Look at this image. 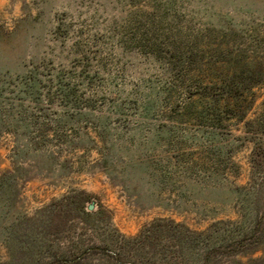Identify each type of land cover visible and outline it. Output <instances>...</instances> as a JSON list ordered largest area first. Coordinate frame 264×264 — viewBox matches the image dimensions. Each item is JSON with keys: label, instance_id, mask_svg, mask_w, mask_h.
Here are the masks:
<instances>
[{"label": "rangeland", "instance_id": "rangeland-1", "mask_svg": "<svg viewBox=\"0 0 264 264\" xmlns=\"http://www.w3.org/2000/svg\"><path fill=\"white\" fill-rule=\"evenodd\" d=\"M233 72L254 92L252 132L202 120L208 86ZM253 141L264 144V0H0V264L113 229L132 237L156 217L248 231L242 203L264 192ZM72 189L110 219L46 232L40 208Z\"/></svg>", "mask_w": 264, "mask_h": 264}, {"label": "trees", "instance_id": "trees-1", "mask_svg": "<svg viewBox=\"0 0 264 264\" xmlns=\"http://www.w3.org/2000/svg\"><path fill=\"white\" fill-rule=\"evenodd\" d=\"M235 75L234 72L225 75L210 88L208 86L212 93L210 99H205L202 120L223 126L226 119L235 118L244 121L246 132H252V120L245 118L251 108L254 92L248 83L244 87L236 85ZM198 94L203 100L207 96L204 91ZM252 144L248 156L250 171L259 175L260 181L264 182V144L262 141H253ZM90 197L83 190L72 189L40 208L45 212L44 230L50 233L58 231L71 218L85 223L108 221L111 212L101 204H97L95 209H86ZM246 198L242 203L243 208L251 205L255 215L249 230L238 235L229 230L223 233L216 230L215 233L194 231L183 222L156 217L132 237H124L113 229L117 237L114 240L101 239L85 245L71 242L65 248L49 249L44 262L32 264H85L93 255L101 257L103 262L100 264H107L106 261L109 264H142L140 260H144L142 256L148 252H152L153 261L147 264H264V192L256 190L255 194ZM223 222L216 220L210 226ZM162 241L165 243L162 244Z\"/></svg>", "mask_w": 264, "mask_h": 264}, {"label": "water", "instance_id": "water-1", "mask_svg": "<svg viewBox=\"0 0 264 264\" xmlns=\"http://www.w3.org/2000/svg\"><path fill=\"white\" fill-rule=\"evenodd\" d=\"M94 205L92 202L88 203L87 204V209L90 210V209H93Z\"/></svg>", "mask_w": 264, "mask_h": 264}]
</instances>
